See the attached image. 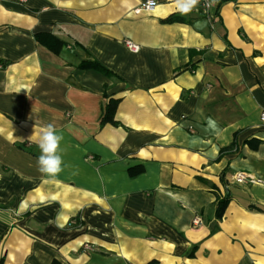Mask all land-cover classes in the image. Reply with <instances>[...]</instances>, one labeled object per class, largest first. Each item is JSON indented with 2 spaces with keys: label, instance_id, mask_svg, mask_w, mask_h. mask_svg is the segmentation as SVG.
Returning a JSON list of instances; mask_svg holds the SVG:
<instances>
[{
  "label": "crops",
  "instance_id": "obj_1",
  "mask_svg": "<svg viewBox=\"0 0 264 264\" xmlns=\"http://www.w3.org/2000/svg\"><path fill=\"white\" fill-rule=\"evenodd\" d=\"M146 2L0 0V264H264V184L233 181L264 183V0H218L212 23Z\"/></svg>",
  "mask_w": 264,
  "mask_h": 264
},
{
  "label": "clouds",
  "instance_id": "obj_2",
  "mask_svg": "<svg viewBox=\"0 0 264 264\" xmlns=\"http://www.w3.org/2000/svg\"><path fill=\"white\" fill-rule=\"evenodd\" d=\"M152 0H150V3ZM214 0H208L209 6ZM200 4V0H175V8L181 15H188ZM64 137L58 133L52 124L43 125L38 133L39 155L37 157L38 171L46 176L55 177L63 170Z\"/></svg>",
  "mask_w": 264,
  "mask_h": 264
},
{
  "label": "trees",
  "instance_id": "obj_3",
  "mask_svg": "<svg viewBox=\"0 0 264 264\" xmlns=\"http://www.w3.org/2000/svg\"><path fill=\"white\" fill-rule=\"evenodd\" d=\"M163 23L171 24V23H180L183 22L181 17L178 16H171L164 21ZM35 41L40 44L41 46L45 47L47 50L52 52L54 55H59L62 48L65 46V43L57 39L56 37L48 34H38L35 36ZM82 69H94L100 71L106 75L108 72L104 70L100 65L97 63H82L80 65ZM118 105L117 100L110 99L108 103L104 106L101 117H100V125L110 124V125H117L114 120L115 111ZM228 204L227 198L218 199L215 205V218L220 220L225 212V209Z\"/></svg>",
  "mask_w": 264,
  "mask_h": 264
},
{
  "label": "built area",
  "instance_id": "obj_4",
  "mask_svg": "<svg viewBox=\"0 0 264 264\" xmlns=\"http://www.w3.org/2000/svg\"><path fill=\"white\" fill-rule=\"evenodd\" d=\"M153 7V4L150 2L143 3L140 5L134 12L135 13H140L141 11H150ZM218 7V0H214V3L209 6L208 0H200V4L197 6L195 11L205 19H207L209 22H213L216 14V10ZM126 48L134 53L138 51V46L134 44L133 42L126 40L124 42ZM259 121L262 127H264V111H262L259 115ZM233 181L236 184L239 185H262L260 180L256 179L250 174L247 173H238L235 175L233 178ZM200 223L199 219H194L193 224L198 225Z\"/></svg>",
  "mask_w": 264,
  "mask_h": 264
},
{
  "label": "water",
  "instance_id": "obj_5",
  "mask_svg": "<svg viewBox=\"0 0 264 264\" xmlns=\"http://www.w3.org/2000/svg\"><path fill=\"white\" fill-rule=\"evenodd\" d=\"M227 195H228V192H227Z\"/></svg>",
  "mask_w": 264,
  "mask_h": 264
}]
</instances>
